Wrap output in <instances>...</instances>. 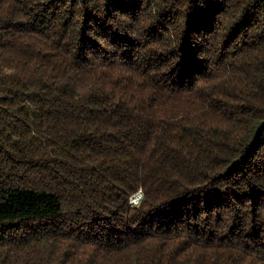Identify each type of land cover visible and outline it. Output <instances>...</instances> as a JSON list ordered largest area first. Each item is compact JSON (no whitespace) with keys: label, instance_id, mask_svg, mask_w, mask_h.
Listing matches in <instances>:
<instances>
[{"label":"trees","instance_id":"trees-1","mask_svg":"<svg viewBox=\"0 0 264 264\" xmlns=\"http://www.w3.org/2000/svg\"><path fill=\"white\" fill-rule=\"evenodd\" d=\"M0 264H264V0H0Z\"/></svg>","mask_w":264,"mask_h":264},{"label":"built area","instance_id":"built-area-1","mask_svg":"<svg viewBox=\"0 0 264 264\" xmlns=\"http://www.w3.org/2000/svg\"><path fill=\"white\" fill-rule=\"evenodd\" d=\"M144 197L143 189L140 188L130 197V204L132 206H138Z\"/></svg>","mask_w":264,"mask_h":264}]
</instances>
